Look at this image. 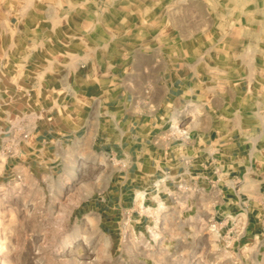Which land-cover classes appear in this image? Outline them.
<instances>
[{
  "label": "rangeland",
  "instance_id": "374dc122",
  "mask_svg": "<svg viewBox=\"0 0 264 264\" xmlns=\"http://www.w3.org/2000/svg\"><path fill=\"white\" fill-rule=\"evenodd\" d=\"M18 28L46 31L59 57L44 71L92 130L36 141L35 109L52 98L32 96L33 68L0 65V264H189L194 250L264 264V0H0V31ZM160 75L198 81L164 107L167 158L94 147L100 116L124 97L142 108L134 93ZM207 109V146L182 142L177 128L200 127ZM12 124L29 137L1 132ZM225 140L243 147L226 156Z\"/></svg>",
  "mask_w": 264,
  "mask_h": 264
},
{
  "label": "crops",
  "instance_id": "0c3cea01",
  "mask_svg": "<svg viewBox=\"0 0 264 264\" xmlns=\"http://www.w3.org/2000/svg\"><path fill=\"white\" fill-rule=\"evenodd\" d=\"M43 36H47L46 31H35V29L34 31H22L18 28L14 31H0L1 52L3 54L0 55V65L33 68L34 73L29 80L31 88L34 90L32 96L37 97L38 100H44V96L47 94L52 98L50 106L45 107V104L42 103L40 107L35 109L37 119L31 132L36 134V141L38 139L43 142H52L55 139H60L61 136L58 133L57 136L52 134L59 130L64 131V136L71 134L85 136L87 132L92 130V122L90 123L83 116V113L85 114L84 107L73 101L75 97L69 93L64 92L60 95L58 93L60 88L51 86L52 84L58 85L57 82L61 83L62 76L55 78V76L53 77L44 71L45 68L56 65L59 54L47 56L49 53L45 51L44 44H48V41ZM20 53L23 55L20 56ZM63 57L71 58L70 54H63ZM78 57L80 58V52ZM77 63L79 65L80 62ZM78 65L74 71H69V79L71 78L73 82L80 84L84 78L79 70L77 72ZM62 66L66 70L67 64L63 63ZM144 68V74H147L146 69L149 70L150 66ZM196 84L198 81L195 80L194 76L183 77L180 82L177 79L168 80L162 75L155 80L145 79L142 87L134 93L137 95L134 98H137L136 101L142 105V108H136L131 100L124 97L121 104L113 106V109L106 113V117L100 116L92 145L110 149L126 147L132 153L138 147H157L161 149L160 157L166 159L171 138L166 128L170 119L167 117L164 107L167 106L169 99L171 101H186L187 92L193 96L197 89ZM201 117L200 127L194 125L191 129L189 128L188 135L180 137L182 142H192L195 146L200 144V141H204L205 144L202 145L207 146L215 131V115L207 109ZM59 118L61 121L56 123L55 120ZM143 131L146 133L145 137L139 135ZM125 137L127 138L125 139ZM218 139L221 140V138ZM228 144L226 140L220 143V150H224L223 153L230 157H232L231 154L238 152L237 150H241L243 147L240 141L239 145L235 143L234 146L230 147Z\"/></svg>",
  "mask_w": 264,
  "mask_h": 264
},
{
  "label": "built area",
  "instance_id": "2783aa9c",
  "mask_svg": "<svg viewBox=\"0 0 264 264\" xmlns=\"http://www.w3.org/2000/svg\"><path fill=\"white\" fill-rule=\"evenodd\" d=\"M32 116H35L33 113H32ZM37 117V116H36ZM177 132L179 134H181V136H187L188 135V129L186 127H178L177 128ZM13 131H19V135L22 137V138H28L29 137V132L24 130L23 127L21 126H18L17 124H12L11 126H9L7 129H4L2 130L1 132L3 134H6V135H10L13 133ZM17 133V132H16Z\"/></svg>",
  "mask_w": 264,
  "mask_h": 264
},
{
  "label": "bare ground",
  "instance_id": "6f19581e",
  "mask_svg": "<svg viewBox=\"0 0 264 264\" xmlns=\"http://www.w3.org/2000/svg\"><path fill=\"white\" fill-rule=\"evenodd\" d=\"M75 239H76V241H78V242H81V241H83L84 240V237H82L81 235H76L75 236ZM75 242V241H74ZM207 243H208V240H207ZM212 244V243H211ZM79 245V244H78ZM199 245V244H198ZM212 246V245H211ZM198 250V249H197ZM200 252V251H199ZM70 253V252H69ZM191 253V252H190ZM207 253V252H206ZM202 254H203V252H202ZM202 254H199V253H197V251L196 250H194L193 252H192V254H191V260H190V263L189 264H217V263H214L213 261H209V259L208 260H205V258H206V256H203ZM77 255V254H76ZM203 257H205V258H203ZM209 257V256H208ZM217 262V261H216ZM221 263V262H220ZM224 263V262H223Z\"/></svg>",
  "mask_w": 264,
  "mask_h": 264
}]
</instances>
